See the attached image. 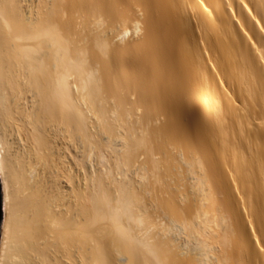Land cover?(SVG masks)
Wrapping results in <instances>:
<instances>
[{
  "label": "bare ground",
  "instance_id": "obj_1",
  "mask_svg": "<svg viewBox=\"0 0 264 264\" xmlns=\"http://www.w3.org/2000/svg\"><path fill=\"white\" fill-rule=\"evenodd\" d=\"M0 264H264V0H0Z\"/></svg>",
  "mask_w": 264,
  "mask_h": 264
},
{
  "label": "water",
  "instance_id": "obj_2",
  "mask_svg": "<svg viewBox=\"0 0 264 264\" xmlns=\"http://www.w3.org/2000/svg\"><path fill=\"white\" fill-rule=\"evenodd\" d=\"M3 200H2V184L0 178V241L2 235V227H3Z\"/></svg>",
  "mask_w": 264,
  "mask_h": 264
},
{
  "label": "rangeland",
  "instance_id": "obj_3",
  "mask_svg": "<svg viewBox=\"0 0 264 264\" xmlns=\"http://www.w3.org/2000/svg\"><path fill=\"white\" fill-rule=\"evenodd\" d=\"M2 184V183H1ZM2 200H3V195H2ZM3 205H4V201H3ZM3 222H4V219H5V209H4V206H3ZM1 242V241H0Z\"/></svg>",
  "mask_w": 264,
  "mask_h": 264
}]
</instances>
